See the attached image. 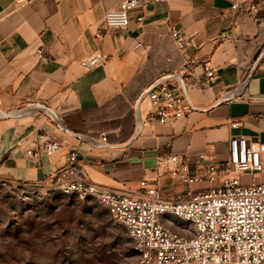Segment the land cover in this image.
I'll list each match as a JSON object with an SVG mask.
<instances>
[{
  "label": "crops",
  "instance_id": "1",
  "mask_svg": "<svg viewBox=\"0 0 264 264\" xmlns=\"http://www.w3.org/2000/svg\"><path fill=\"white\" fill-rule=\"evenodd\" d=\"M255 1L258 10L244 12L231 10L230 0H151L129 10L127 28L113 29L99 40L98 25L120 0H0V108L15 111L44 103L86 138L63 132L57 153L28 155L39 133L56 128L55 122L41 110L0 118V181L40 183L66 167L75 150L88 178L116 192L144 196L146 176L156 178L169 199L206 189L205 180L187 183L170 173L157 177V160L189 156L194 173L200 154L211 162L228 158L232 136L264 143V58L253 70L264 48V0ZM172 29L197 42L186 45L185 57ZM96 52L107 58L91 67L85 60ZM189 59L196 63L184 79L196 108L162 124L149 119L151 100L144 98L142 131L121 146L136 130L140 93ZM204 63L218 69L212 89L195 85L203 81ZM235 121L241 123L232 126ZM104 132L113 146L93 144L102 142ZM250 177L244 174L242 180ZM253 177L264 182V171ZM163 221L175 229V222L165 216Z\"/></svg>",
  "mask_w": 264,
  "mask_h": 264
},
{
  "label": "built area",
  "instance_id": "2",
  "mask_svg": "<svg viewBox=\"0 0 264 264\" xmlns=\"http://www.w3.org/2000/svg\"><path fill=\"white\" fill-rule=\"evenodd\" d=\"M28 1L16 0L19 3ZM149 1L120 0L115 8L106 11L96 29L97 38L101 40L113 29L127 28L129 10ZM230 2L231 10L244 12H254L260 4L255 0ZM171 35L184 57L186 45H197L192 37L181 36L179 30L172 29ZM106 58L107 54L96 52L85 62L94 67ZM172 59L169 57L168 61ZM195 63V59H189L182 69L191 73ZM202 68L203 81H196L195 85L212 89L218 69L209 63H204ZM147 98L151 100L149 119L152 122L171 123L191 108L182 87L175 81L158 84ZM240 123L235 121L232 126ZM63 132L58 126L42 130L33 147L27 148V154L41 157L57 153L63 146ZM101 140L107 142L106 132ZM191 162L189 156L179 154L160 156L157 160V177L170 173L187 183L207 180L212 184L197 192L189 190L187 196L177 199L165 197L163 186L156 178L148 176L141 181L144 196L100 186L88 178L75 150L69 152L66 167L42 182L55 183L65 194L81 199L94 198L101 203L136 240L140 251L138 264H264V182L253 177L264 171V143L250 142L245 135L232 136L228 158L211 162L207 154H200L194 173ZM244 174L251 176L247 183L242 180ZM215 183L217 185L213 186ZM164 216L167 221L178 222L179 230L167 225Z\"/></svg>",
  "mask_w": 264,
  "mask_h": 264
},
{
  "label": "rangeland",
  "instance_id": "3",
  "mask_svg": "<svg viewBox=\"0 0 264 264\" xmlns=\"http://www.w3.org/2000/svg\"><path fill=\"white\" fill-rule=\"evenodd\" d=\"M206 181L202 183L208 188ZM179 228L175 222V230ZM139 260L137 242L126 226L94 198L65 194L52 182L0 181V264H138Z\"/></svg>",
  "mask_w": 264,
  "mask_h": 264
},
{
  "label": "water",
  "instance_id": "4",
  "mask_svg": "<svg viewBox=\"0 0 264 264\" xmlns=\"http://www.w3.org/2000/svg\"><path fill=\"white\" fill-rule=\"evenodd\" d=\"M264 58V48L261 51V53L259 54V56L257 57L255 63H254V67L253 70L256 68V66L261 62V60ZM186 70L185 69H180L177 72H171V73H167L164 74L163 76H161L160 78H158L157 80H155L154 82H152L147 88H145L139 95V97L136 100L135 103V118H136V130L134 131V134L132 135V137L124 144H121V146H127L131 140H133L135 137H137L140 132L142 131L143 128V119L141 116V102L144 98L147 97L148 93L154 89L158 84L165 82V81H175L177 82L181 87L182 90L184 92L186 101L188 103V105L192 108L195 109L196 107L194 106V104L191 102L190 97H189V93H188V89H187V85L184 79ZM235 92L230 93V95H227L226 98H232L235 96ZM32 110H41L44 113H46L52 121L55 122V124L65 133L73 135L79 139H86L81 133L75 132L72 129H70L61 119L60 115L55 111V109H53L52 107L44 104V103H40V102H32L27 104L25 107L19 108L18 110L15 111H6L2 108H0V118L1 119H5V118H14V117H21L24 115L29 114ZM96 144L100 147H105V146H113V144L107 143V142H98V143H93Z\"/></svg>",
  "mask_w": 264,
  "mask_h": 264
}]
</instances>
